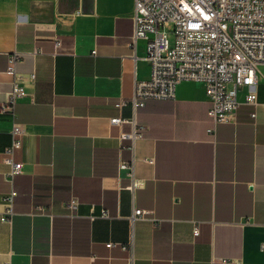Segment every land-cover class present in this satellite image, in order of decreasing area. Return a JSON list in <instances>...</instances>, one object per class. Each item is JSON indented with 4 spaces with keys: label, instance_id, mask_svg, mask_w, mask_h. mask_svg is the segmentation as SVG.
I'll return each mask as SVG.
<instances>
[{
    "label": "crops",
    "instance_id": "0c3cea01",
    "mask_svg": "<svg viewBox=\"0 0 264 264\" xmlns=\"http://www.w3.org/2000/svg\"><path fill=\"white\" fill-rule=\"evenodd\" d=\"M132 12V0H0V106L12 54L26 91L15 106L22 172L11 182L0 119V264H264V66L257 104L240 90L226 123L209 120L198 83L134 108L149 66L145 41L130 46ZM136 126L141 139L121 138ZM132 179L143 186L131 190Z\"/></svg>",
    "mask_w": 264,
    "mask_h": 264
},
{
    "label": "built area",
    "instance_id": "2783aa9c",
    "mask_svg": "<svg viewBox=\"0 0 264 264\" xmlns=\"http://www.w3.org/2000/svg\"><path fill=\"white\" fill-rule=\"evenodd\" d=\"M132 3L130 46L145 41V60L149 66L148 78L134 84L131 98L134 108L144 107L150 101L173 100L176 88L182 83L203 86L209 104L207 116L214 126L226 123L235 114L240 90H248L247 104H257L252 88L257 69L264 66V0H132ZM54 47L60 49L59 39L54 41ZM19 60L18 54L9 56L8 74L13 80L0 106V119L10 124L11 141L3 152V162L9 168L5 177L9 182L22 172V164L14 161L23 136L15 106L26 97L25 87L15 74ZM128 122L122 118L110 119L114 126ZM144 131L143 126H136L130 134H121V138L141 139ZM207 132L214 134V129ZM119 168L128 170L132 177L131 163H121ZM142 186L143 181L132 179L130 189ZM16 195L11 190L3 198L2 222H10ZM75 205L76 200L71 199L68 207L73 209ZM146 213L134 210L133 217L141 218ZM102 217H107V212L103 211ZM197 234L194 230L193 236ZM261 250L264 252V244ZM210 264L228 262L212 258Z\"/></svg>",
    "mask_w": 264,
    "mask_h": 264
},
{
    "label": "rangeland",
    "instance_id": "374dc122",
    "mask_svg": "<svg viewBox=\"0 0 264 264\" xmlns=\"http://www.w3.org/2000/svg\"><path fill=\"white\" fill-rule=\"evenodd\" d=\"M170 41H172V37L170 38Z\"/></svg>",
    "mask_w": 264,
    "mask_h": 264
}]
</instances>
